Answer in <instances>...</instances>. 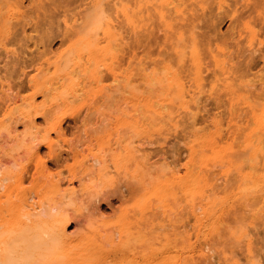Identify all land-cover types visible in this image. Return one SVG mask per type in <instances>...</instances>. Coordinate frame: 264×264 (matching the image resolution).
Listing matches in <instances>:
<instances>
[{
	"label": "rangeland",
	"instance_id": "obj_1",
	"mask_svg": "<svg viewBox=\"0 0 264 264\" xmlns=\"http://www.w3.org/2000/svg\"><path fill=\"white\" fill-rule=\"evenodd\" d=\"M14 1L0 0V123L11 130L15 127L18 136L10 138L6 130H0V178L3 174L7 176L0 180V223L11 219L8 207L19 202L24 193L28 203H43L42 209L35 206L37 211H43L49 205L47 196L50 195V200H62L61 195L73 181L71 186L76 190L79 210L67 207V215L71 217L68 234L80 233L107 251L112 248L111 264H264V186L241 192V195L245 193L243 197L232 196L238 192L235 167L248 173L255 166L258 176L264 173L261 169L264 155L260 153L257 160H252L255 156L251 152V140L256 144L260 138L264 146L263 129L258 128L259 123L250 112L253 106L256 115L264 121V45L257 44L259 39L264 42V0H173V5H156L165 8L166 16L162 20L153 10L160 1L151 0L148 5L145 3V9L151 11L149 14L142 7L143 18L148 20L136 23L134 30L125 26L119 7L118 11L115 7L125 3L121 9L133 5L132 2L138 4L139 0H101L103 7L110 6L116 12L108 11L113 26L117 27L116 33L122 37H117L119 41L112 47L116 54L111 58L114 61L110 59L114 79L113 71L109 73L100 65L97 76L102 82L90 81L88 70L95 67L92 63L85 65L87 57L83 54L85 66L81 59L80 64L88 68L84 73L80 71L84 77L79 74L83 68L79 63L75 68L73 61L64 66L63 71L74 73L73 79L80 83L74 88L77 93L65 92L66 96L64 85L70 84L66 81L63 84L60 78L57 85L53 79H50L52 84L47 83L51 81L44 75L54 76L49 63L59 60L60 52L74 39L71 32L67 33L68 38L64 36L65 25H78L81 16L91 12L97 0H21L18 13L9 10ZM6 2L12 5L7 6ZM174 5L183 13L174 11ZM166 22L169 26L172 23V28L162 25ZM190 24L195 28L191 29ZM250 29L257 34L255 38ZM190 31L196 36L201 58L202 79L198 87L191 48L186 49L190 45ZM180 34L186 39L183 42L176 41ZM251 36L253 44L249 43ZM175 42L181 46L177 44L175 48ZM185 42L186 48H182ZM179 46L186 55L184 59L178 54ZM215 58L226 61L230 72L226 78H233L234 83L228 80L233 87H226ZM38 67L43 68L44 75L39 73L37 81L32 77L37 75ZM174 72L179 74L177 79ZM172 78L176 79L174 85ZM179 78L185 88L186 108H182L180 98L174 95L178 92ZM34 81L38 82H35L37 87ZM60 93L63 96L58 97ZM55 95L58 98L53 103ZM32 96L37 106L42 103L45 106L42 104L44 108L37 115L35 111L31 113L36 128L29 136H23L28 120L21 118L20 111L28 109V99ZM243 98H247L244 103ZM146 99L151 102H144ZM158 101L164 103L165 109L158 106ZM152 103L156 109L164 110L163 118L154 108L148 110ZM127 120L136 124L129 125ZM47 134L51 137L50 148L44 141ZM22 138L26 144L40 148L39 158L18 147ZM128 146L134 148V157L128 155ZM95 158L108 165L106 172L111 175H108L111 182L106 184L100 178L103 164L95 162ZM225 164L231 166L230 171ZM223 165L228 167V172ZM17 176L22 180L18 189L10 188L5 193L9 185L16 188ZM198 176L202 179L201 188L205 189L195 191L196 195L183 194L186 183L182 184L180 179L188 177L194 183ZM50 180L60 183L62 194L49 193ZM209 186L214 187L215 195ZM204 193L228 200L222 204L216 202L215 211L208 208L212 214L196 209L199 215L196 216L193 210L205 202ZM65 199L68 198L62 201ZM25 209L31 210L28 206ZM214 214L218 215L216 221ZM147 224L151 225L146 229ZM0 226L1 235H5ZM140 227L144 228V235ZM108 235L112 236L113 247L105 241ZM3 243L0 241V250L12 244Z\"/></svg>",
	"mask_w": 264,
	"mask_h": 264
},
{
	"label": "bare ground",
	"instance_id": "obj_2",
	"mask_svg": "<svg viewBox=\"0 0 264 264\" xmlns=\"http://www.w3.org/2000/svg\"><path fill=\"white\" fill-rule=\"evenodd\" d=\"M6 1H14V0H6ZM21 1V0H20ZM20 1H17V2H15V3H17V4H15V3H13L14 5H12V4H10L9 5V3L8 2H6L7 3V6L9 5V6H11V8L9 9L10 11L12 10L13 12H14V10H15V13L17 12L18 13V11H17V6H18V8H19V3H20ZM133 1V0H132ZM142 1H144L143 2V6H142V3L141 2ZM151 0H139V2H138V4L136 5V4H134L133 2H132V4L133 5H129V6H126L125 7V5H124V7H121V9H120V6H122V4H125V3H122L120 6H116L115 7V11H118V7H119V11L121 12V14H122V16H123V19H124V22H125V26H126V24H127V26L129 25L130 27H131V29H133L134 30V28H136V23H139V22H141L143 19H147L148 20V17L146 18H143V14L142 13H144L145 14V12H143V8L142 7H144V9L146 8V4H147V2H149L148 4H150V3H152V2H150ZM153 1V0H152ZM155 1H160L159 3L160 4H154L155 5V7L153 8V10H155L156 11V13L158 14V16L160 17L159 19H161V18H165V16H166V14H164L163 12H165L164 10H163V8L161 7L160 8V6L158 7V6H156V5H165V4H172L173 5V0H155ZM246 1H248V0H246ZM19 2V3H18ZM135 2V1H134ZM154 2V1H153ZM175 2V1H174ZM139 3H141V4H139ZM146 3V4H145ZM155 3H157V2H155ZM145 4V5H144ZM147 4V5H148ZM116 5H118V3L116 4ZM115 6V3L113 4V7ZM131 6V7H130ZM132 6H135V7H132ZM257 6V5H256ZM130 7V8H129ZM253 8V7H252ZM0 9H1V5H0ZM90 9H92V11L90 12V11H88V12H90V13H88L87 12V14L85 13L84 14V16L82 17L81 16V18H80V21L81 22H79L78 23V21L79 20H77L76 19V22L78 23V25L76 24V22H75V24L76 25H74V23H73V25L71 26V24H70V26H67V25H65V31H64V33H63V31L61 32V35L63 36V34H64V36H67V38H68V32H71V34H72V37L71 38H74L73 39V41L70 43L69 41V43H70V45L68 46V48L63 52V50L60 52V53H62L61 55H60V57H59V60H54V61H52L53 63H49V64H51L49 67H51L52 69H53V72H52V74L53 73H55V74H53L54 76H52V75H48V76H50V77H48L47 75H44L41 71H43V68H42V70L39 68H37L38 70V73H37V75L36 76H33L32 78L33 79H35L36 77L38 78V76L40 75L39 73H41V75L43 74L44 75V78L45 79H48L49 78V80L48 81H51L50 79H53L54 81H55V85H57L56 83H59V80L61 79H63L62 81L64 82L63 84H65V81H66V83H68V84H70L68 87H66L67 85H64V87L65 88H67V91H64V95L66 96V93L68 92L69 93V91H70V93H77L75 90L76 89H74V88H78V84H80V83H78L79 81H77V83H76V81L73 79V75H74V73H72V75H71V71L70 72H66V71H63V70H66V67L64 68V66H66V65H69V63H71V61H73V66H74V68H75V66H79L78 65V63L80 64V60L79 59H81L82 58V56H83V54L85 55L86 54V56H85V61L87 62L85 65L88 67V65L87 64H93V66L95 67V69L92 71V69H93V67H91L90 69L91 70H88V68L86 67V69H85V65L83 64V59H81V62H82V64L84 65H82V64H80L81 66H83V68H80V70H79V74H80V71H81V69H82V72L84 71L85 72V70H88V71H91V72H89V73H91V77L92 78H88L89 80L90 79H93V80H95V82L96 81H99V76H97V69H98V67L100 68V65L102 66V67H106V69L105 70H108V71H110L109 73H111L113 70H114V68H112L113 66L111 65L112 64V62L110 61V59L111 58H115V55H114V50H113V48L112 47H114V45H115V41H117L118 39H117V37L118 38H122L121 36H120V34H119V36H118V33H116V31H117V27L115 28L114 26H115V24H114V26H113V22H112V17L110 16V13H112L111 11H109L110 9L112 10L113 8H111L110 6L109 7H103V5H102V2H101V0H97L94 4H93V6L90 8ZM165 9V8H164ZM172 9V8H171ZM174 9H176V12L177 13H180V10L179 9H177V6H175L174 5V7H173V10ZM8 10V11H9ZM146 10V12L149 14L150 12H148V9H145ZM150 10V9H149ZM152 10V11H153ZM254 10H256V7H254ZM7 11V12H8ZM86 11V10H85ZM108 11L110 12V13H108ZM112 11H114V9L112 10ZM114 11V12H115ZM155 11H153V12H155ZM175 11V10H174ZM9 13V12H8ZM116 13V12H115ZM114 13V14H115ZM181 13H183V11L181 10ZM147 14V16H149ZM8 15V14H7ZM10 15V14H9ZM11 15H12V12H11ZM118 15H120L119 14V12H118ZM4 16H6V15H4ZM145 16V15H144ZM7 17V16H6ZM6 17H4V21H6L5 20V18ZM9 17V16H8ZM7 17V18H8ZM11 18V17H10ZM10 18L9 19H7L8 21L10 20ZM113 18H115L116 19V17L114 16ZM120 19L122 20V17H120ZM166 19H167V17H166ZM165 19V20H166ZM162 20V19H161ZM165 20H163L164 22H162V23H165ZM67 21V20H66ZM75 21V20H74ZM114 21V20H113ZM144 22V21H143ZM167 22H168V20H167ZM166 22V25L165 24H162L164 27L165 26H167L166 28H168L169 27V29H170V27H171V24H170V26H169V23H167ZM64 23L66 24V22L64 21ZM120 23V22H119ZM118 23V24H119ZM190 23H192V21H190ZM67 24H69L68 23V21H67ZM143 24V23H142ZM120 25H121V23H120ZM119 25V26H120ZM139 25V27H140V25L141 24H138ZM137 25V26H138ZM190 25H192V24H190ZM191 27V29L192 28H195L193 25L192 26H190ZM189 27V28H190ZM172 28V27H171ZM188 28V29H189ZM115 29H116V31H115ZM118 29H120V28H118ZM64 30V29H63ZM190 30V29H189ZM251 31H252V34H253V38H255V35H257L256 33H254V30H252V29H250ZM192 31V30H191ZM191 31H190V33H191ZM63 33V34H62ZM192 34V35H191ZM190 34V38H188L187 40L189 41V43H190V45H188L189 43H187V48L185 47L186 45V42L183 44L182 43V46H184V47H182V48H186L187 50H190V49H188V48H191V50L189 51L190 52V57H191V63H193L194 64V67H195V69L193 70V72H195L196 74H194V78H196V79H198V80H196V81H198L199 82V80L201 81V79H202V77L200 76L201 75V70H200V68H201V58L199 57L200 55V53H199V51H198V48H197V44H198V42H197V40H196V36H194L193 35V33H191ZM179 35V34H178ZM63 36V37H64ZM65 38V37H64ZM67 38L65 39V40H67ZM253 38H252V36H251V39L252 40H248L249 41V43L251 44H253ZM63 39V38H62ZM181 41V42H183L184 40H186V39H183L182 38V34H180V36H179V38L177 37V39H176V41L178 42L179 40ZM64 40V39H63ZM69 40V39H68ZM71 41V40H70ZM119 41V40H118ZM179 41V42H180ZM102 42H104V44L102 43ZM61 43H63L62 41H61ZM176 43V42H175ZM114 44V45H113ZM180 45L181 43H176L174 46H175V48L177 47L178 48V45ZM249 44V45H250ZM257 44L258 45H264V42L262 41V40H260L259 39V42H257ZM61 45V44H60ZM113 45V46H112ZM181 46V45H180ZM179 46V47H180ZM190 46V47H189ZM180 49H181V47H180ZM179 49V51H178V54H180L181 55V57L180 56H177V57H180V59L182 58V59H184V57L186 58V55L185 54H183V52H181L183 49H181L180 50ZM186 49H184V50H186ZM113 50V51H112ZM175 50H178V49H175ZM175 52H177V51H175ZM186 53L188 54V52L186 51ZM183 55H185L184 57H183ZM59 56V55H58ZM107 56V57H106ZM110 56V57H109ZM189 57V58H190ZM77 58V59H76ZM107 58V59H106ZM61 59H63L61 62H60V60ZM77 60V61H74V60ZM179 59V58H178ZM107 60L108 61H110L111 63L109 64V63H107ZM111 60H113V59H111ZM215 60V62H216V66L218 67V68H220L219 70H221V72L223 73V76L225 77V79H224V81L223 82H226V87H230V86H232L233 84L231 83V81L234 83V80H231V79H233V78H231V79H228L229 78V76L226 78V74H229L230 72L229 71H227L228 69H227V65H226V61L225 62H223V60H216V58L214 59ZM84 61V62H85ZM114 61V60H113ZM180 61H182V60H180ZM189 62H190V60H188ZM48 64V65H49ZM91 64V65H92ZM226 66H225V65ZM42 65V64H41ZM46 65H47V63H46ZM48 65H47V68H49L48 67ZM90 65V66H91ZM73 66H72V68H73ZM104 67V68H105ZM193 67V66H192ZM51 68H49V69H51ZM71 68V67H70ZM84 69V70H83ZM113 69V70H112ZM48 70V69H47ZM55 70V71H54ZM67 70H70V69H67ZM74 70V69H73ZM75 70H78L77 68L75 69ZM74 70V71H75ZM40 71V72H39ZM107 71V72H108ZM81 72V76H83L84 77V72L82 73ZM227 72H229V73H227ZM75 73L77 74L78 72H76L75 71ZM114 73V75H115V72L113 71L112 73H111V75ZM170 73V72H169ZM176 72H174V77H175V75H176V79L178 78L177 77V75H179V74H175ZM214 73V72H213ZM173 74V73H172ZM78 75V74H77ZM80 75H78V77L80 76ZM114 75H112L111 77H113V79H114ZM130 75V74H129ZM128 75V76H129ZM46 76V77H45ZM52 76V77H51ZM87 76H88V74H87ZM196 76V77H195ZM40 77V76H39ZM77 77V76H76ZM78 77H77V79H78ZM116 78H117V76H115ZM173 77V78H174ZM180 77V76H179ZM223 77V78H224ZM36 78V79H37ZM41 78H43V76L41 77ZM43 78V79H44ZM60 78V79H59ZM129 78V77H128ZM168 78L170 79V77L168 76ZM172 78V84L174 85L175 84V81H174V83H173V80H176V79H173ZM222 78V79H223ZM35 79V80H36ZM43 80V81H47V80ZM57 79H58V81H57ZM68 79V80H67ZM76 79V80H77ZM180 79V78H179ZM178 79V80H179ZM53 80L51 81V82H47V83H50V84H52V82H53ZM93 80H90V81H93ZM159 80V82H161V80L160 79H158ZM171 80V79H170ZM228 80H231V81H228ZM236 80V79H235ZM31 81V80H30ZM37 81H38V79H37ZM37 81H34L33 82V84L35 85L34 87H37L36 86V84H35V82L36 83H38ZM57 81V82H56ZM166 81H167V79H166ZM69 82H71V83H69ZM99 82H102V81H99ZM99 82H96L97 84L99 83ZM169 82V81H168ZM168 82H166V85L168 84ZM179 83L181 82V79L178 81ZM178 82H176V84L178 85V88H177V93L176 94H174V95H178L176 98H180V100H179V103L181 102V106H182V108L183 107H187L188 105H186V100H185V97H186V95L184 96V90H183V88H184V86H182L181 84H183L182 82L180 83V85L178 84ZM42 85H43V83L42 82H40ZM47 83H46V85H47ZM171 83V81L169 82V84ZM32 84V85H33ZM54 84H53V86H54ZM63 84H61L62 86H63ZM168 84V85H169ZM196 84H198L197 82H196ZM232 84V85H231ZM45 84H44V86H46ZM78 85V86H77ZM173 85H171V87L173 86ZM41 86V85H40ZM76 86V87H75ZM170 86V85H169ZM198 86H200V82H199V85H197V87ZM3 86H1V88H2ZM59 87H61V86H59ZM58 86H57V88H59ZM175 88H176V85L174 86ZM233 87V86H232ZM231 87V88H232ZM39 88V87H38ZM44 88V87H43ZM62 88V87H61ZM99 88V87H98ZM100 88H101V86H100ZM103 88V87H102ZM101 88V91L103 90ZM46 89V88H45ZM63 90H64V88H62ZM80 89H82V88H80ZM185 89V88H184ZM40 89H38L37 91H39ZM42 90V89H41ZM54 90L56 91V89L54 88ZM62 90V91H63ZM79 90V89H78ZM98 91V90H97ZM50 92H52V90L50 91ZM66 92V93H65ZM95 92V91H94ZM186 92V91H185ZM41 93H42V91H41ZM67 93V94H68ZM70 93H69V95H70ZM174 93H175V91H174ZM94 94H96V92L95 93H93V95ZM49 95V93L47 94V96ZM54 95V94H53ZM58 95V97H59V95L60 96H63V94L61 95V93L60 94H57ZM73 95V94H72ZM71 95V96H72ZM58 97H56V95H55V98L53 97V99L51 100V102H53L54 101V99H57ZM74 97V96H73ZM175 97V96H174ZM239 97V96H238ZM65 98V97H64ZM67 98V97H66ZM65 98V99H66ZM175 98V100H177ZM67 100V99H66ZM147 100L148 99H146V100H144V102L146 101L147 102ZM177 100V101H178ZM244 100L246 101L247 100V98H243V103H244ZM149 101V100H148ZM36 101H35V96H32L31 98H30V100L28 99V103H27V105H28V109L27 110H22V111H20L21 112V118L23 117V118H25V119H27L28 120V126L26 125V127L28 128L27 129V131H26V134L25 135H23V136H29L30 135V132H31V130L32 129H35L36 128V125H35V123H34V119H33V117L31 118V113L33 112V111H35V113L34 114H38V113H40L41 112V110H40V108L41 109H43L44 107L42 106V104L45 106V103H42V104H40L39 106H37L36 105V103H35ZM45 102V101H44ZM55 102V101H54ZM53 102V103H54ZM151 101H149V103H150ZM172 102V101H171ZM174 102H176V101H174ZM173 103V102H172ZM155 104V103H154ZM157 104V103H156ZM245 104H247L248 105V103L246 102ZM145 106H146V104H144ZM160 105V107L162 108V109H165V105H164V103L162 104V102L159 104V101H158V106ZM151 107V105H148L147 104V106L146 107ZM155 105H153V103H152V108H150V109H148V110H154V112L156 113V114H160L161 115V113L164 111H162V109H156L155 107H154ZM249 106V105H248ZM185 107V108H186ZM154 108V109H153ZM252 109H251V113H252V115H253V119H255V120H257V122L259 123V125H258V128H262V129H260V130H262V132H263V134H264V121H263V118H260V117H258V115H256V112H255V109H254V107L252 106L251 107ZM263 110V114H264V108L262 109ZM162 111V112H161ZM153 112V111H152ZM164 113V112H163ZM169 114H170V112H169ZM159 115V116H160ZM160 117H162L163 118V114L160 116ZM125 120V119H124ZM123 121V120H122ZM124 122V121H123ZM126 122V121H125ZM127 123H129V125H132L133 123L134 124H136L135 122H133V123H131L130 121L128 122V120H127ZM127 123H125V124H127ZM133 124V125H134ZM14 128V129H13ZM12 128V130L8 127V126H6L4 123H0V130L2 131V129H4V130H6L7 131V135H8V137H10V138H12V137H15V138H17L18 136L15 134L16 133V128L15 127H13ZM31 135H32V133H31ZM29 137H27V139H28ZM51 137H50V135L49 134H47L46 135V137H45V145L47 146V147H51V142H50V139ZM259 140H258V142L256 143V144H254V142L255 141H252L251 139V144L253 145V151H251V152H253L252 153V155L253 156H255L254 158H252V160L253 159H256L257 160V157H258V154H262V156L264 155L263 153V151H264V146H263V144H262V140L260 139V138H258ZM25 140L26 139H24V138H22V140H20V143L18 144V147L19 148H25V149H27L29 152H31V154H32V156L33 157H36V158H39L40 156V148H36L35 146H30V145H28V144H26L25 143ZM250 140H248L249 142H250ZM257 140V139H256ZM211 143V142H210ZM215 143V142H214ZM250 143H249V146L251 145ZM248 145V144H247ZM210 146H211V144H210ZM133 147H131V146H128L127 147V151H128V155H130V157H134V148L132 149ZM223 158V157H222ZM38 160V159H37ZM40 161V160H39ZM101 161H104V160H101ZM98 158H95V162H101ZM117 161H119V160H117ZM97 164V163H96ZM101 164H103V165H101V168L99 169V173H100V178H102L103 179V181H104V183H109V182H111L112 180V178H110L109 176H111V175H107V172H106V163L104 164V162H101ZM115 164V163H114ZM116 164H118V163H116ZM115 164V165H116ZM258 163H256V165H257ZM225 165H227V166H229V171H230V165H228V164H225ZM225 165H223V167L225 168H227V172H228V167L227 166H225ZM108 166V165H107ZM117 166V165H116ZM116 166H114V167H116ZM261 166V165H260ZM252 167V169H253V171L252 172H248V173H242V171L239 169V167H235V169H237V172H235L236 174H237V176H236V178H237V182L236 183H238V185H237V189H238V192L236 193V194H233L232 196H237V197H239V195L238 194H240L241 195V192H243V191H250V190H253V189H256V188H259V187H261V186H264V173L262 174V176H258L257 175V173H255V166H251ZM263 167V168H262ZM87 168V167H86ZM117 168V167H116ZM222 168V167H221ZM83 169H84V166H83ZM88 169V168H87ZM223 169V168H222ZM261 169L263 170L264 169V163L262 164V166H261ZM84 171V170H83ZM224 171V170H223ZM225 171H226V169H225ZM236 171V170H235ZM85 172V171H84ZM83 172V173H84ZM189 173V172H188ZM224 173V172H223ZM226 173V172H225ZM225 173H224V177H225ZM97 175H98V173H97ZM107 175V176H106ZM187 175H189V174H187ZM227 175H228V173H227ZM257 175V176H256ZM7 176L5 175V174H3V177H1L0 178V180H4L5 178H6ZM202 177V176H201ZM188 177H183V178H179L180 180H178V183H179V181L180 182H182V184L183 183H186L185 184V189H184V192L185 193H183V194H185L186 196H187V193H195V195H196V192L195 191H202V189L204 190L205 188H201V184H200V182L202 181V179L198 176V178L196 179V180H194V183L192 184L191 183V181L189 180V179H187ZM201 180H200V179ZM204 179V178H203ZM193 180V179H192ZM16 185H14V186H16V188L15 187H12V185H9V186H7V187H9V189L6 187V190H5V193L6 192H9V190H10V188H14V189H18L17 187L18 186H20V183H21V178H20V176H17V179H16ZM80 181V180H79ZM207 181V180H206ZM71 183V185H73V181H71L70 182ZM81 183V182H80ZM189 183H191V184H189ZM203 184H204V182H203ZM207 184V186L208 185H210V184H208V182L206 183ZM49 185V188H50V191H49V193L51 194H58L59 192H61V194H62V191H60V183L59 182H57V181H54L53 182V180H50V184H48ZM70 185V187L68 188V189H66L65 190V192H63V194L61 195V196H64V197H66V198H68L66 201H62V200H64V197H61V198H63L62 200H59V201H57L56 200V198L55 199H53V200H50V195L49 196H47V200H48V197H49V200H48V206H47V208H44L43 209V211H37L36 210V208H37V206L40 208V209H42V207L44 206V205H41V204H43V203H38L37 201H40V200H37L36 202L38 203V204H36V205H34L31 201H30V203H28L29 202V200L27 201V199H25L26 197H28V196H26L25 195V193L23 194V196H25V197H21V198H19L18 200H19V202H15V203H10V206L8 207V210H7V212L11 215V219H9V220H3L1 223H0V225H2L3 226V228H4V230L2 231V232H4L5 233V235L3 236V235H1L2 233L0 232V236L2 237H0V241L1 242H4L5 243V245L6 244H9V243H12L11 244V247H10V245H7V246H9V248L7 247H5V245H4V247L5 248H2L0 251V264H111V256H112V254L110 253L111 251H112V248L110 249V250H105L104 248H103V246L101 245V244H97V243H94L91 239H89V238H87V237H84V235H82V234H80V233H78V234H76V236H70L69 234H68V226L70 225V219H71V217L69 216V215H67V213H68V209H67V207L68 208H72V209H74L75 211H78L79 210V206H78V203H77V201H76V196L74 195V193L76 192V190L74 189V187L73 186H71ZM243 185V186H242ZM2 187V186H1ZM212 186H209V188H211ZM207 188V187H206ZM8 189V190H7ZM80 189H85V187L82 185L81 186V188ZM236 189V190H237ZM47 190H49V189H47ZM209 190V189H208ZM212 190L214 191V187H212ZM212 190L210 191V193L208 192V191H205V193L206 192H208L209 194H211V192H212ZM23 191V190H22ZM64 191V190H63ZM216 191V190H215ZM215 191H214V195H215ZM48 192V191H47ZM204 192V191H203ZM251 192V191H250ZM23 193V192H22ZM48 193V194H49ZM162 193V192H161ZM204 193V194H205ZM40 194V193H39ZM42 194V193H41ZM40 194V195H41ZM199 194V193H198ZM201 194V193H200ZM203 194V195H204ZM213 194V193H212ZM211 194V196H214V195H212ZM245 194V193H244ZM241 195L242 197L243 196H245V195ZM22 195V194H21ZM20 195V196H21ZM184 195V196H185ZM206 195V194H205ZM205 195H204V197H205ZM19 196V197H20ZM30 196V195H29ZM46 196V195H45ZM45 196H43V197H45ZM192 196H194L193 194H192ZM200 196H202V195H200ZM208 195H206V197H205V202L203 203V202H201L200 204H198V207H196V208H194V210H193V212L195 213V211H196V209H198V210H200L201 211V213L203 212V213H205L206 212V210H208V208L210 209V208H212L211 210H214L215 211V206L216 205H218L219 203H224V202H226L227 200H228V198L227 197H223V198H218V197H215V198H213V197H211L210 195L207 197ZM232 196H230V197H232ZM240 196V197H241ZM36 197V196H35ZM191 197V196H190ZM203 197V196H202ZM229 197V198H230ZM31 198V196L29 197V199ZM191 198H193V197H191ZM191 198H189V199H191ZM201 198V197H200ZM207 198V199H206ZM211 198H213V199H215V201L213 200V199H211ZM217 198L219 199V200H221V201H217ZM235 198V197H234ZM31 199H33V195H32V198ZM38 199H40V196L38 197ZM44 199V198H43ZM42 199V201H45V200H43ZM186 199H188V198H186ZM195 199V198H194ZM224 199V200H223ZM47 200H46V204H47ZM202 200V199H201ZM203 200H204V198H203ZM190 201H192V200H190ZM41 202V201H40ZM216 202L218 203V204H216ZM45 204V205H46ZM197 204H196V206H197ZM26 206V207H25ZM27 206H28V208L30 207L31 208V210H26L25 208H27ZM35 206H36V208H35ZM42 206V207H41ZM6 207V208H7ZM46 207V206H45ZM192 207H195L194 205H193V203H192ZM36 210V211H35ZM164 210H166V207H164ZM220 210V209H219ZM209 211V210H208ZM220 211H222V210H220ZM197 213V212H196ZM196 213H195V215H196ZM199 213V212H198ZM209 213L210 214H212L210 211H209ZM198 215V214H197ZM196 215V216H197ZM204 215V214H203ZM199 216V215H198ZM69 217H70V219H69ZM213 219V218H212ZM218 219V215L217 214H214V220L216 221ZM151 224H147V226H145L144 228H148L149 226H150ZM142 226H144V225H142ZM141 226V227H142ZM1 227V226H0ZM140 227V231L142 232V229L144 230V228H141ZM2 228V229H3ZM137 228V227H136ZM1 229V230H2ZM118 232H119V230H117ZM123 232L122 233H124V229L122 230ZM138 232H139V229H138ZM141 234V233H140ZM142 234H143V232H142ZM122 235V234H121ZM144 235V234H143ZM142 235V236H143ZM141 236V237H142ZM105 238V237H104ZM10 241V242H9ZM105 241L106 242H109L110 244H111V247H113V245H114V241H113V239H112V236H106V238H105ZM3 243V244H4ZM125 244H122V246H124Z\"/></svg>",
	"mask_w": 264,
	"mask_h": 264
}]
</instances>
